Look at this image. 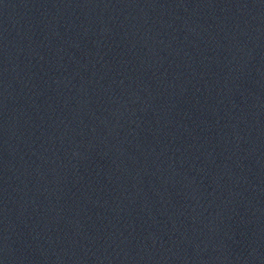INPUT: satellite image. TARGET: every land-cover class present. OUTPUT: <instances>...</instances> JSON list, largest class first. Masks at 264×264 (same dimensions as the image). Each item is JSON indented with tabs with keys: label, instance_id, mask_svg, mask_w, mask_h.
<instances>
[{
	"label": "water",
	"instance_id": "water-1",
	"mask_svg": "<svg viewBox=\"0 0 264 264\" xmlns=\"http://www.w3.org/2000/svg\"><path fill=\"white\" fill-rule=\"evenodd\" d=\"M57 0H0V162L12 137Z\"/></svg>",
	"mask_w": 264,
	"mask_h": 264
}]
</instances>
